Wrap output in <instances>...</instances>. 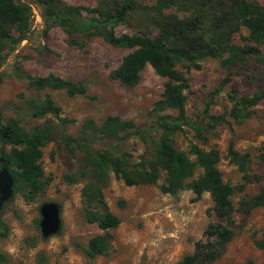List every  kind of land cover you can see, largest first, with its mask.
Masks as SVG:
<instances>
[{
  "label": "rangeland",
  "instance_id": "obj_1",
  "mask_svg": "<svg viewBox=\"0 0 264 264\" xmlns=\"http://www.w3.org/2000/svg\"><path fill=\"white\" fill-rule=\"evenodd\" d=\"M73 6H94L100 0H58ZM107 2L120 0H104ZM264 3V0H257ZM154 0H136L125 23L115 27L116 34H143L153 36L150 26ZM32 19L27 39L5 56L0 68V115L18 118L26 128L42 126L45 122L55 130L50 142L42 148L40 165L48 179L43 190L26 201L21 192L13 194L0 208V264H175L183 255L192 251L193 243L202 239L207 224L212 221V201L207 193L197 199L189 190L170 196L160 193L158 185L125 186L110 175L102 193L109 211L118 217L119 224L109 230L111 246L106 256L88 260L81 249L89 238L101 231L95 224L87 223L82 214L80 192L85 178L78 175L84 161L80 153L67 150L60 140L57 122L50 116L31 118L24 114L25 99L40 102L48 95L60 109L61 117L71 121L65 134L75 138L85 119L100 123L106 116L130 120L135 127L154 125L149 112L160 97L164 79L146 65L138 82L130 88L111 79L127 49L113 48L99 37L83 40L81 46H71L62 31L53 26L42 32L39 11L32 6ZM171 11H177L172 8ZM246 36L243 28L231 39L243 44ZM264 53V44L258 47ZM34 77L53 74L63 80L79 83L85 90L82 96L68 97L62 90L28 88L24 81L12 76L14 68ZM177 70L188 79L185 92V116L188 121L203 124V111L217 117L231 107L232 95L251 96L264 94V68L253 59L246 65L224 70L216 59L206 58L197 69L186 71L182 65ZM225 76L230 81L222 86ZM249 117L237 123L229 116L224 122L213 125L203 133L204 141L197 139L192 130L183 127L172 139L177 150L187 151L189 142L218 153L217 168L224 183L232 189L233 237L222 257L213 264H264V252L257 249L253 240L264 232V209L245 211L241 205L255 195L264 185V168L257 155L264 153V100L249 108ZM164 114L174 116L166 110ZM124 151L132 161L143 152L145 144L137 137L123 141ZM248 153L251 158L250 181L242 180L241 174L227 157L228 148ZM92 149L101 148L91 145ZM200 170L195 172V176ZM54 202L59 206L60 230L56 235L42 238L38 228L39 206Z\"/></svg>",
  "mask_w": 264,
  "mask_h": 264
},
{
  "label": "trees",
  "instance_id": "obj_2",
  "mask_svg": "<svg viewBox=\"0 0 264 264\" xmlns=\"http://www.w3.org/2000/svg\"><path fill=\"white\" fill-rule=\"evenodd\" d=\"M135 1L100 0L89 7L61 4L58 0H0V68L5 56L27 39L32 6H35L43 34L55 26L71 46L78 47L83 40L99 37L110 47L129 50L110 72L111 79L122 86L133 87L146 65L163 78L160 97L149 112L154 125L135 127L132 121L117 116H106L100 123L85 119L73 138L65 134L71 121L61 117L60 109L48 95L40 102L25 99L27 111L24 114L35 119L45 116L54 119L62 144L67 150L80 153L84 161L78 172L86 180L80 192L82 214L87 223L95 224L101 231L89 238L81 249L88 260L109 253L111 235L108 231L120 222L109 211L102 193L110 175L130 187L154 185L163 174V182L158 185L160 193L173 196L189 190L195 199L207 193L213 204V219L204 229L202 239L195 241L192 251L175 264H213L222 257L233 237L232 189L221 178L216 150L189 142L187 151H181L174 148L172 139L187 127L197 139L204 141L203 133L223 123L225 116L237 123L248 118L247 110L264 100V94L258 91L251 96L232 95L231 107L223 115H207L205 108L202 116V120L207 119L205 124L188 121L184 108L188 79L176 67L182 65L186 71L197 69L201 60L211 58L224 70L242 67L251 59L264 68V53L258 48L264 44V3L257 0H154L150 6L153 36L116 34L115 27L125 23ZM172 8L177 11H171ZM241 28L246 36L240 45L231 39ZM11 73L31 89L62 90L68 97L85 94L81 84L53 74L34 77L17 67ZM229 81V76H225L220 86ZM166 110L173 111L174 116L164 114ZM54 131L49 122L26 129L18 118L0 115V168H5L13 180L12 196L21 192L24 200L31 201L47 185L48 179L40 165L41 148L51 141ZM128 137H137L145 144L136 161H132L122 147ZM94 144L101 148L92 149ZM227 157L242 180L250 181V155L229 147ZM257 159L264 168V153L258 154ZM197 170L200 173L195 176ZM241 205L246 212L264 209V185L255 195L242 200ZM253 244L264 252V232Z\"/></svg>",
  "mask_w": 264,
  "mask_h": 264
},
{
  "label": "water",
  "instance_id": "obj_3",
  "mask_svg": "<svg viewBox=\"0 0 264 264\" xmlns=\"http://www.w3.org/2000/svg\"><path fill=\"white\" fill-rule=\"evenodd\" d=\"M13 180L5 168H0V208L12 196ZM38 228L42 238L56 235L60 230L59 206L54 202H44L39 208ZM0 227V231L3 230Z\"/></svg>",
  "mask_w": 264,
  "mask_h": 264
}]
</instances>
